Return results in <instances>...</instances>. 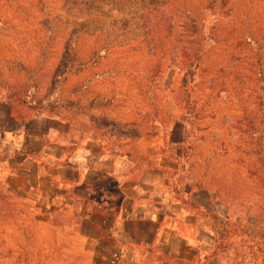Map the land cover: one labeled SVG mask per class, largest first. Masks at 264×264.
Returning a JSON list of instances; mask_svg holds the SVG:
<instances>
[{"label": "rangeland", "instance_id": "1", "mask_svg": "<svg viewBox=\"0 0 264 264\" xmlns=\"http://www.w3.org/2000/svg\"><path fill=\"white\" fill-rule=\"evenodd\" d=\"M4 104L155 169L223 229L224 264H264V0H0V264H120L98 221L34 189Z\"/></svg>", "mask_w": 264, "mask_h": 264}, {"label": "crops", "instance_id": "2", "mask_svg": "<svg viewBox=\"0 0 264 264\" xmlns=\"http://www.w3.org/2000/svg\"><path fill=\"white\" fill-rule=\"evenodd\" d=\"M7 107L4 137L15 134L23 164H34V189L52 190L82 223L98 221L101 238L113 242L112 251L125 253L128 264H224L216 252L223 229L198 227L199 217L166 193L155 169L138 168L130 154L105 149L99 141H76L61 123L45 129L43 115L16 122L13 107ZM26 135L39 140L34 155L25 154ZM201 191L190 190L185 198L209 210L216 201L208 193L200 198Z\"/></svg>", "mask_w": 264, "mask_h": 264}, {"label": "trees", "instance_id": "3", "mask_svg": "<svg viewBox=\"0 0 264 264\" xmlns=\"http://www.w3.org/2000/svg\"><path fill=\"white\" fill-rule=\"evenodd\" d=\"M190 61H193V59H192V60H190ZM55 79H56V80H58V77H56Z\"/></svg>", "mask_w": 264, "mask_h": 264}]
</instances>
